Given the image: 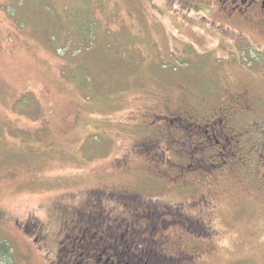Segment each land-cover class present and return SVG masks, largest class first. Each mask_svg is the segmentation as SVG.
Here are the masks:
<instances>
[{
    "label": "rangeland",
    "instance_id": "obj_1",
    "mask_svg": "<svg viewBox=\"0 0 264 264\" xmlns=\"http://www.w3.org/2000/svg\"><path fill=\"white\" fill-rule=\"evenodd\" d=\"M86 1L93 33L80 37L70 24L73 11H87L80 0H0V236L15 264H54L62 233L92 193L132 190L125 184L140 171L116 173L114 165L137 163L129 152L155 139L157 104H171L172 88L211 63L195 66L198 52L231 50L243 42L237 33L264 48L257 19L226 30L219 18L210 32L199 19L207 13L184 10L180 0ZM253 67L262 81L264 65ZM247 126L257 133L255 122ZM232 184L212 222L203 216L213 250L197 264H264V196L251 197L236 176Z\"/></svg>",
    "mask_w": 264,
    "mask_h": 264
},
{
    "label": "flooded vegetation",
    "instance_id": "obj_2",
    "mask_svg": "<svg viewBox=\"0 0 264 264\" xmlns=\"http://www.w3.org/2000/svg\"><path fill=\"white\" fill-rule=\"evenodd\" d=\"M180 7L206 12L199 19L210 32L220 27L219 18L225 19L226 30L257 19L264 37V0H180ZM240 34L242 44L224 54L217 49L220 57L198 52L195 66L205 58L211 63L203 74L172 88L171 104H157L160 114L150 115L155 139L132 148L137 163L128 156L114 165L116 173L140 171L137 181L125 184L133 191L92 193L62 233V255L54 264H197L211 259L213 250L204 243L211 238L206 226L212 227L203 216L212 217L217 200L233 195L235 176L239 184L250 185L251 197L264 196V132L257 123L264 121V79L253 67L264 64L251 56H264V48ZM251 121L260 135L247 126ZM160 140L163 145L155 144ZM163 197L172 198L173 205ZM189 244L200 254H190Z\"/></svg>",
    "mask_w": 264,
    "mask_h": 264
},
{
    "label": "trees",
    "instance_id": "obj_3",
    "mask_svg": "<svg viewBox=\"0 0 264 264\" xmlns=\"http://www.w3.org/2000/svg\"><path fill=\"white\" fill-rule=\"evenodd\" d=\"M97 2H102L105 0H95ZM80 2H83L87 6V11H73L72 15L70 17V24L72 30L79 34L80 37L88 36L89 34L93 33V29H91V26L94 24L89 21V19L92 17V14L89 10L90 3H88L86 0H80ZM92 3V1H91ZM0 218H1V212H0ZM13 250L9 244L4 238L0 236V264H15V257H14Z\"/></svg>",
    "mask_w": 264,
    "mask_h": 264
}]
</instances>
